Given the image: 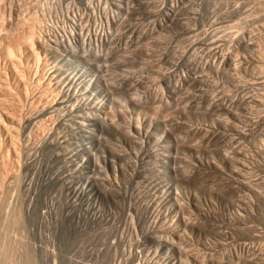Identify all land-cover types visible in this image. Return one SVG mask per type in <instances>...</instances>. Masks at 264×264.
<instances>
[{"label": "rangeland", "instance_id": "374dc122", "mask_svg": "<svg viewBox=\"0 0 264 264\" xmlns=\"http://www.w3.org/2000/svg\"><path fill=\"white\" fill-rule=\"evenodd\" d=\"M28 1L19 0L23 11L18 19L30 16L28 21H31L35 9L36 13L41 11L36 1ZM60 1L56 13L46 11V17L41 15L45 19L42 17L36 26H46L38 27L41 30L38 33L48 38L46 30L50 24L54 26L56 21L62 26L66 17L71 19L77 14L74 31L77 42L83 45V38L89 37L95 27L98 30L97 25L101 27L105 34L98 52L89 48L83 53L85 44L80 43L75 47L79 50L74 49L67 58L90 73L105 75L113 102L109 105L104 102L101 110L110 126L99 125L100 131L101 127L92 124L100 133L99 138L86 141L87 128L83 129L82 125L91 123L87 119L91 116L79 112L85 110L78 107L73 112L77 116L72 118V127L69 124L57 131L51 129L53 117L47 118L43 125L50 135L54 132L65 137L64 149L55 151L46 148V144L39 148V129L33 126L37 120L35 113L38 115L44 108L49 111L51 101L46 96L47 100L43 97L39 101L35 90H30L22 109L30 123L19 141L21 164L24 162L22 183L26 186L20 192L15 187L10 198V201L21 199L24 208L29 207L23 211L25 227L14 233L23 240L24 248H21L27 249L25 254L22 252L21 261H16L19 264H187L190 259L188 264H264V152L257 147L264 138V0H91L92 5L88 4L90 0ZM171 5L174 13L167 9ZM98 7L102 12L98 13ZM215 53L216 57L232 54L234 67L241 69L216 66L211 58ZM47 58L50 66L52 62L63 61L56 53ZM29 64L25 65L26 70L33 72L37 67L33 62ZM48 64L40 69L44 78L53 69L43 70ZM36 70L35 74L29 71L33 80ZM179 79L184 82L181 87ZM250 100L255 103L251 104ZM230 101L234 108L227 112L224 107ZM54 104H51L53 108L58 107ZM214 107L217 110L213 111ZM231 112L240 118L242 115L243 119L232 118ZM123 114L134 126L139 123L138 127L151 135L156 132L158 136H169L164 140L168 141L166 147L174 153L176 167L180 168L177 180L166 181L158 172L159 179L155 178L151 169L157 167V157L152 145L135 138L132 132L126 133L124 120H128ZM45 115L49 113L41 117ZM75 118L84 123L76 124ZM158 122L165 124V133L157 128ZM82 145L90 147V156L83 154L86 155L83 158L76 154L74 160L80 157L88 167H79L82 164L78 160V165L73 166L55 156L58 153L68 156L66 150L71 149L75 152L77 149L78 153ZM85 175L88 178L84 179V186L90 183L95 190H89V196L87 193L81 199L71 197L61 179L67 177L66 183L76 181L74 186H77L83 182L77 178ZM3 204L0 201L2 234L9 222L5 215L8 209ZM184 253L189 256L185 257Z\"/></svg>", "mask_w": 264, "mask_h": 264}, {"label": "bare ground", "instance_id": "6f19581e", "mask_svg": "<svg viewBox=\"0 0 264 264\" xmlns=\"http://www.w3.org/2000/svg\"><path fill=\"white\" fill-rule=\"evenodd\" d=\"M21 1V0H20ZM25 1V0H22ZM27 1V0H26ZM32 1V0H30ZM28 1V3L30 2ZM36 1L38 8L41 9V11L36 13V9H35V13L33 12L32 14V20L29 22L28 19H31V17L26 19H18V15L22 14V11L20 10L21 8H23V3H19V0H0V201L3 202V206L5 207V210H7L6 212V221L9 220V222L7 223V227L5 228V231L7 232V234L3 233L5 238H2L4 236H2L3 234L0 233V259L2 258V261L0 262V264H17L18 262L16 261V259H18V261L20 260L19 258H22V252L24 251L23 254H25V249L23 246H21V242L23 241L20 237H15L14 233L16 231V229H19V227H25L23 224V211L27 210L24 208L23 206V202L18 200V201H10V198L13 196L12 192H14L15 187L16 189L20 192L22 189L25 190V186L22 183V172H23V166H24V162L21 164V148H20V142L22 141L21 139V135L22 133H24L23 131H25L26 127L29 125L30 123V119H28V117H25V114L23 113L22 109L24 107V102H27V96L28 93L30 92V90H35L37 99L40 101L43 99L44 96L49 97L47 98L48 101H51L55 103L54 105H57L58 107L53 108V105H50V110L47 111L42 110L41 114L39 112V114L37 115V113H35L37 120H35V123L33 124L34 128L37 127L39 130L38 134L39 136L37 138L38 141L37 143L39 145H37L39 148H42L41 146H43V144L47 147H49L50 149H54L59 150V149H64L62 147V145L65 142L64 138L61 136H58L57 133L53 132V135H50L46 129V127H44L43 125L45 124V120L47 118H52L53 117V122H51V119H48L52 124L50 126L51 129H54L57 131L58 128H61L63 126H68L69 124L73 123L74 120H72V118H74V116H77L76 113L73 114V112L75 111L76 108L80 107L81 109H84L85 111H79V112H83L84 115L91 116L89 118H87L88 120H91V123H88L87 125H82V128H87V130H84V132H86V135L84 136L85 140L87 141L90 138H97L98 133L96 132V129L93 128L92 124H97L98 126H110V121L109 119H107L105 116L106 113L104 112V110L102 111L101 108L103 109L104 106V102H106L108 105L111 103L112 104V100L109 97V91H108V86L106 84L105 81H107L106 79H104V77H102L99 73H97L98 75H96L94 72L87 71L86 68L81 67L76 65V63L74 62H70V60L67 58L69 57V55L71 56L72 51L75 49V47H78L80 45H82V42H77L78 38L75 34L74 28H75V16L72 10V17L71 19L68 17L67 21L69 22H64L61 23L60 25L62 26H58L57 22L55 21L56 24H54V26H52L50 24V26H48L49 28H47V32L43 27V30L45 32L44 35H48V38H45L43 35H40L41 30L39 29L40 26H36V24H40L42 22V14L46 17L47 12L49 13L51 11H55L57 10L58 6V0H34V2ZM58 1V2H57ZM61 2V1H60ZM92 1L90 0L88 2L91 3ZM26 3V2H25ZM33 3V2H30ZM262 3V2H261ZM98 4V2H97ZM96 4V6H98ZM264 4V1H263ZM25 5V4H24ZM36 5V6H37ZM60 5V4H59ZM69 5V4H68ZM92 5V3L90 4ZM102 5V4H101ZM117 5V4H116ZM259 5V4H258ZM40 6V7H39ZM86 6V5H85ZM110 6V5H109ZM152 6V5H151ZM68 7V6H66ZM70 7V6H69ZM68 7V8H69ZM90 7V6H89ZM94 7V6H93ZM155 7V6H154ZM27 8V7H26ZM37 8V7H36ZM37 8V9H38ZM91 8V7H90ZM102 8V7H101ZM107 8V7H106ZM157 8V7H156ZM173 8V6L171 5V7L167 8L169 11H171ZM104 9V8H103ZM175 9V8H173ZM262 9V8H261ZM264 9V8H263ZM27 10V9H26ZM24 10V11H26ZM98 13L99 11L102 12V10L99 9L98 7ZM153 10V9H152ZM155 10V9H154ZM177 10V9H176ZM259 10V9H258ZM68 11V10H67ZM89 11V10H88ZM21 12V13H19ZM46 12V13H45ZM90 12V11H89ZM88 12V13H89ZM92 12V11H91ZM100 12V14H102ZM106 12V10H105ZM172 12V11H171ZM252 12V11H251ZM258 12V11H256ZM24 13V12H23ZM27 13V12H26ZM25 13V14H26ZM93 13V12H92ZM97 13V12H96ZM174 13V11L172 12ZM255 13V12H254ZM40 14V15H39ZM52 14V13H51ZM114 14V13H113ZM24 15V14H23ZM49 15V14H48ZM68 15V14H67ZM90 15V14H89ZM172 15V14H171ZM27 16V14H26ZM41 16V17H40ZM93 16L96 17V14L93 13ZM98 17L100 15H97ZM107 16V15H106ZM109 16V15H108ZM174 16V15H173ZM176 16V15H175ZM20 17V16H19ZM45 17H43V19H45ZM22 18V15H21ZM54 18V16H53ZM79 19V18H78ZM106 19V18H105ZM51 20V19H50ZM58 20V19H57ZM64 20V19H63ZM96 20V18L94 19ZM99 20H101L99 18ZM103 20V19H102ZM101 20V21H102ZM107 20V19H106ZM105 20V22H106ZM61 21H59L60 23ZM77 22V21H76ZM96 22V21H95ZM100 22V21H99ZM98 22V23H99ZM104 22V21H103ZM102 23V22H100ZM99 23V24H100ZM46 24V23H45ZM80 24V23H79ZM97 24V23H96ZM44 24H42L43 26ZM49 25V24H47ZM41 26V27H42ZM46 26V25H44ZM82 26V25H81ZM98 30L93 29V33L90 34L89 37L86 36V38H83V45L84 47H82V52L84 53V51H86L87 49H93L95 51H99V47L101 46L102 43H100V41L102 40V38L104 37L103 30L99 29V25H97ZM103 26V25H102ZM262 26V24H261ZM260 26V27H261ZM263 26H264V22H263ZM263 26L261 27V30L263 29ZM37 27V29H36ZM39 27V28H38ZM78 29V27H76ZM88 28V27H87ZM82 29V28H80ZM38 30V31H37ZM40 30V31H39ZM42 30V31H43ZM88 30V29H87ZM82 31V30H81ZM264 31V30H263ZM42 33V34H43ZM46 33V34H45ZM77 33V32H76ZM87 33V32H86ZM78 34V33H77ZM81 34V33H80ZM85 34V33H83ZM82 34V36H83ZM46 35V36H47ZM109 36V35H108ZM249 36V35H248ZM85 37V36H84ZM50 38H53L50 39ZM80 38V37H79ZM82 38V37H81ZM108 38V37H107ZM81 40V39H80ZM244 40V39H243ZM82 41V40H81ZM259 41V40H258ZM102 42V41H101ZM240 42V41H239ZM248 42V41H246ZM263 42V41H262ZM107 43V42H106ZM264 43V42H263ZM93 44V45H92ZM236 44V43H235ZM82 45V46H83ZM103 45V44H102ZM248 45V44H247ZM250 45V44H249ZM257 45V44H256ZM263 45V44H262ZM90 46H93L92 48ZM252 46V44H251ZM216 48V47H215ZM214 48V49H215ZM252 48V47H251ZM78 49V48H76ZM75 49V50H76ZM89 49V50H90ZM99 49V50H98ZM248 49H250L248 47ZM255 49V47H254ZM79 50V49H78ZM77 50V51H78ZM253 50V48H252ZM213 51V50H212ZM216 51V50H215ZM214 51V52H215ZM223 51V50H222ZM254 51V50H253ZM252 51V52H253ZM259 51V49H258ZM64 54H61V53ZM88 52V51H87ZM86 52V53H87ZM103 52V51H102ZM101 52V53H102ZM209 52V51H208ZM213 52V53H214ZM57 54V57H61L63 59V61L57 62L56 64L52 62V65L50 66V64L47 63L48 58L47 55L49 54ZM78 53V52H76ZM94 53V52H93ZM96 53V52H95ZM255 53V51H254ZM257 53V52H256ZM263 53V52H262ZM217 53L214 54V56L212 55L211 58L213 64H216V66L218 67H227L226 69H236L234 67V58L232 56V54L230 55H223L220 57L219 55H217V57L215 56ZM260 55V54H259ZM73 56V55H72ZM82 56V55H81ZM88 56V55H87ZM85 56V57H87ZM188 56V55H187ZM193 56V55H192ZM92 57V56H91ZM152 57V56H151ZM236 57V56H235ZM54 58V56H53ZM80 58V57H79ZM208 58V56H207ZM211 58L209 57V59L211 60ZM256 58V57H254ZM263 58V57H262ZM90 59V58H89ZM196 59V58H195ZM257 59H258V55H257ZM255 59V60H257ZM59 60V59H58ZM196 61V60H195ZM199 61V60H198ZM261 61V59H260ZM31 62H33L35 64V66L37 68L36 70V77H33L34 80L32 79L31 75L29 76V74H32L34 72L35 74V69L33 70V72L29 69V71H27L26 69V64L30 63L29 65H32ZM50 62V61H49ZM204 62H205V58H204ZM203 62V63H204ZM262 62V61H261ZM80 63V62H79ZM192 63V62H191ZM211 63V62H210ZM235 63L239 64L237 61H235ZM263 63V62H262ZM45 67V71H47L48 68L51 69V67L53 69H51L52 71H50L49 75L44 78L42 76H40V69L43 68V65H47ZM195 64V63H194ZM261 64V63H258ZM256 64V65H258ZM196 65V64H195ZM194 65V66H195ZM246 65V64H245ZM190 66V65H189ZM198 66V65H197ZM209 66V64H208ZM213 66V65H210ZM216 66H214L216 68ZM241 66V65H240ZM251 66V65H250ZM30 67V66H29ZM239 67V65H238ZM237 67V68H238ZM247 67V66H246ZM199 68V67H198ZM209 68V67H208ZM211 68V67H210ZM241 69V67H239ZM243 68V67H242ZM257 68V67H256ZM194 69V68H193ZM218 69V68H217ZM240 69H236V70H240ZM244 69V68H243ZM248 69V68H247ZM246 69V70H247ZM250 69V68H249ZM42 70V71H43ZM191 70V69H190ZM206 70V69H205ZM212 70V69H211ZM223 70V69H222ZM235 70V71H236ZM252 70V69H251ZM260 70V69H259ZM263 70V69H262ZM261 70V71H262ZM45 71L43 72V74L45 73ZM215 72L217 70H214ZM242 71V70H241ZM245 71V70H244ZM38 72V73H37ZM97 72V71H96ZM103 72V71H102ZM225 72V69H224ZM229 73V70L226 71ZM251 72V71H250ZM249 72V74H250ZM254 72V71H253ZM259 72V71H258ZM263 72V71H262ZM42 73V72H41ZM48 73V72H47ZM231 73V71H230ZM257 73V71L255 72ZM254 73V74H255ZM51 74V75H50ZM217 74V73H216ZM246 74V73H245ZM252 74V72H251ZM253 74V75H254ZM262 74V73H261ZM230 75V74H229ZM235 75V73H234ZM237 75V74H236ZM164 76V75H163ZM175 76V75H174ZM248 76V75H246ZM185 77V76H184ZM31 78V81H30ZM164 78V77H163ZM167 78V77H165ZM235 78V77H234ZM176 79V77H175ZM183 79V78H182ZM179 79L177 80L180 87L183 86V80ZM194 79V78H193ZM196 80V79H195ZM264 81V80H263ZM166 82V81H163ZM168 82V81H167ZM100 83V84H99ZM170 83V82H168ZM189 83V82H188ZM163 84V83H161ZM166 85V84H165ZM186 85V84H185ZM264 85V83L262 84ZM158 88H163L165 89L166 87H163L162 85H158ZM168 86V85H167ZM172 86V85H171ZM169 88H171L170 86H168ZM186 87V86H185ZM264 87V86H263ZM252 88V87H251ZM110 90V89H109ZM160 90V89H159ZM158 90V91H159ZM168 90V88L166 89ZM32 91V92H33ZM155 92V91H154ZM160 92V91H159ZM171 92V90H170ZM34 94V93H33ZM111 96L113 93H110ZM156 94V93H155ZM35 95V94H34ZM35 95V96H36ZM114 95V94H113ZM164 95V93H163ZM34 96V97H35ZM156 96V95H155ZM154 96V97H155ZM46 97H44L46 99ZM159 97L160 94H159ZM264 97V96H263ZM113 98V97H112ZM252 99H254L253 97H251ZM250 98V99H251ZM33 99V98H32ZM36 99V97H35ZM36 99V101H37ZM46 99V100H47ZM31 100V99H30ZM209 100V99H208ZM240 100V99H239ZM255 100V99H254ZM258 100V99H257ZM256 100V101H257ZM263 100V99H262ZM211 101V99H210ZM248 98H247V102H248ZM259 101V100H258ZM45 102V101H44ZM213 102V100H212ZM215 102V101H214ZM238 102V101H236ZM246 102V103H247ZM251 104L255 103L252 100H250ZM260 102V101H259ZM32 103V102H31ZM41 103V102H40ZM216 103V102H215ZM240 103V102H238ZM246 103H244L243 105H245ZM249 103V102H248ZM33 104V103H32ZM45 104V103H43ZM43 104H41L43 106ZM214 104V103H213ZM213 104H209V105H213ZM218 103H216L217 106ZM237 104V103H236ZM258 104V103H257ZM27 105V103H26ZM35 105V104H33ZM215 105V104H214ZM247 105V104H246ZM30 106V105H29ZM28 106V108H29ZM38 106V105H37ZM40 106V105H39ZM41 106V109H43V107ZM239 106V105H238ZM45 107V105H44ZM241 107V106H240ZM25 108V107H24ZM31 108V107H30ZM47 108V107H46ZM52 108V109H51ZM113 108H115V106H113ZM159 108V107H158ZM213 108V107H212ZM216 107H214V110ZM218 108V107H217ZM225 110L227 112H230L232 109L234 108V106L232 105V101H230V103H227L225 105ZM238 108V107H237ZM242 108V107H241ZM48 109V108H47ZM111 109V108H110ZM245 109V108H243ZM28 110V109H27ZM31 110V109H30ZM224 110V109H223ZM242 110V109H241ZM38 111V109L36 110ZM106 111V110H105ZM225 111V112H226ZM233 111V110H232ZM236 111V110H235ZM31 112V111H30ZM217 112V111H216ZM222 112V113H225ZM226 112V113H227ZM45 113H49V115H45L47 117H41L43 116ZM113 113V111H112ZM234 113V112H233ZM232 112L229 114L232 118H236L239 117L238 115L236 116L235 113L233 114ZM82 114V113H81ZM240 114V113H239ZM54 115H56V117L54 118ZM83 115V117H84ZM227 115V114H225ZM228 115V117H229ZM235 115V116H234ZM27 116V115H26ZM38 116H40L38 118ZM66 116V118L64 117ZM127 116V115H126ZM123 114V117H126ZM79 117V115H78ZM80 117H82L80 115ZM94 117V118H93ZM128 117V116H127ZM126 117V119H127ZM139 117V116H138ZM230 117V119H231ZM65 118V119H64ZM131 118V117H130ZM141 118V117H140ZM240 118V117H239ZM242 118V115H241ZM240 118V119H241ZM66 120L63 122V120ZM79 119V118H77ZM139 119V118H138ZM152 119V118H151ZM238 119V118H236ZM239 119V120H240ZM243 119V118H242ZM245 119V118H244ZM76 120V118H75ZM81 120V119H80ZM128 120V119H127ZM132 120V119H131ZM149 120V119H148ZM147 120V121H148ZM84 121V120H83ZM95 121V122H94ZM133 121V120H132ZM235 121V119H234ZM76 120V124L80 123H84L82 121ZM124 122L127 124V127L124 126V128H126L127 132L126 133H130L132 132L133 135L135 136V138L139 139L142 138V142H148L150 144L148 145H152V152L155 153L156 157H157V163L154 161V163L157 164V167H153L152 173L155 175L157 172L162 173L164 175V179L166 181H172L174 182V180H177V177L179 178L180 175L178 170H180V168L178 169L176 167L177 163L175 162V156L173 155L174 153L171 154V151H169L168 147H166L167 142L166 140H164L166 137H169L167 134L162 135V136H158L156 134V132H153V134L151 135V133L147 132L144 129H141L139 126V121L137 122L138 125H133V123L128 120ZM228 122V121H227ZM236 122V121H235ZM264 122V120H263ZM231 123V122H230ZM233 123V122H232ZM242 123V122H241ZM244 123V122H243ZM262 123V122H261ZM75 124V123H74ZM119 124V123H118ZM125 124V125H126ZM144 124V123H143ZM167 124V123H166ZM225 124V122H224ZM237 124V123H236ZM264 126V123H262ZM92 125V126H91ZM113 125V124H111ZM158 125V129L163 133H165V124L164 123H157ZM32 126V125H31ZM29 126V127H31ZM72 127V124L70 125ZM99 126V127H101ZM236 126V125H235ZM259 126V125H258ZM118 128V127H117ZM238 128V127H237ZM149 129V128H148ZM255 129V128H254ZM259 129V128H258ZM33 130V129H32ZM98 130H102V127ZM209 130V129H208ZM67 131V130H66ZM71 131V130H70ZM210 132V131H209ZM257 132V131H256ZM207 133V132H206ZM52 134V133H51ZM100 134V133H99ZM131 134V133H130ZM28 136L30 134H27ZM48 135V136H47ZM57 135V136H56ZM67 135H69V132H67ZM127 134H125L126 136ZM130 138L132 139V135H129ZM129 136H127L129 138ZM133 136V137H134ZM264 136V134L262 135ZM68 137V136H66ZM21 138V139H20ZM62 138V139H61ZM94 138V139H95ZM99 138V137H98ZM97 138V139H98ZM130 139V140H131ZM21 140V141H20ZM48 140V141H47ZM134 140V139H133ZM145 140V141H144ZM168 140V139H167ZM20 141V142H19ZM262 142V143H261ZM261 142H258L257 147L258 150H260V152H264V138H261ZM35 145V146H36ZM143 145V144H141ZM146 145V144H145ZM147 145V146H148ZM83 147H81L82 149L77 152L74 151V149H71L69 152L67 151V154H69L68 156L64 153H58L59 151H57V153L59 155H56L57 157H60L61 159H64V162L66 163H72L73 166H77L78 163L80 162L82 165H78L79 167L81 166H85L88 167L89 165H84L82 159L76 158V160H78L79 162L77 163L76 160H74L76 154L86 156L83 154H89V150L90 147H88L87 145H82ZM155 146V147H154ZM68 147V146H67ZM28 148V147H27ZM36 148V149H39ZM44 148V147H43ZM42 148V149H43ZM66 148V147H65ZM70 148V147H69ZM23 149V148H22ZM229 149V148H228ZM236 149V148H235ZM239 150V149H238ZM53 153V150L51 151ZM23 153V152H22ZM171 154V155H170ZM230 154V153H229ZM23 155V154H22ZM26 155V154H25ZM242 155V152H241ZM245 155V154H244ZM87 156H90L87 155ZM235 156V155H234ZM237 156V155H236ZM21 157V158H20ZM132 157V155H131ZM84 158V157H83ZM137 158V157H136ZM238 158V156H237ZM23 159V158H22ZM59 159V158H58ZM230 159V157H229ZM228 159V160H229ZM235 159V157H234ZM25 160V159H24ZM22 160V161H24ZM27 160V159H26ZM233 159H231L232 161ZM239 160V158H238ZM63 161V160H62ZM87 164H89V161H85ZM138 162V161H137ZM133 163V161H132ZM68 165V164H67ZM71 165V164H70ZM95 165V164H94ZM37 166V165H36ZM35 167V166H34ZM66 168V167H65ZM83 168V167H82ZM192 169V168H191ZM70 170V169H69ZM68 170V171H69ZM87 171V170H86ZM67 172V171H66ZM65 173V172H64ZM68 173V172H67ZM186 173V172H185ZM61 174V173H60ZM158 174L155 175V178L159 179ZM68 176V175H67ZM184 176V175H183ZM234 177V176H233ZM88 178L86 175L85 176H79L77 178L78 182H82V184L77 186H74V184L76 185V181H73L71 183H66V179H69L67 177H63L61 179L62 184L65 185V187L67 188V190L69 191V194L72 196H74V198L79 199L81 196H83V194H87L89 190L93 189L92 184L87 183L86 186L85 185V180ZM161 178V177H160ZM185 178V177H184ZM184 178H180V181L185 180ZM11 179V180H9ZM59 179V180H60ZM72 179V178H71ZM76 179V178H73ZM70 181V180H68ZM108 181V180H107ZM26 182V181H25ZM24 182V183H25ZM91 182V181H90ZM111 182V181H110ZM110 182H108L110 184ZM23 184L24 186H21L20 184ZM16 184V185H15ZM31 185V184H30ZM112 185V183H111ZM29 186V185H28ZM90 186V187H89ZM181 188V187H180ZM22 190V191H23ZM16 191V190H15ZM17 191V192H18ZM28 191V190H27ZM91 192V191H90ZM16 193V192H15ZM23 193V192H22ZM20 193V194H22ZM94 193V192H93ZM161 193V192H160ZM177 193V192H176ZM19 194V195H20ZM16 195V194H15ZM89 196V193L87 194ZM86 196V195H85ZM198 197V196H197ZM176 198V197H175ZM18 199V198H17ZM16 199V200H17ZM81 199V198H80ZM194 200V199H193ZM22 202V203H21ZM264 203V202H263ZM2 205V204H1ZM235 206V205H234ZM181 208V207H180ZM26 214V212H25ZM93 214V213H92ZM140 215V214H139ZM181 215V214H180ZM26 218V217H25ZM177 218V217H176ZM186 218V217H185ZM183 220V218H182ZM23 221V222H22ZM181 221V220H180ZM182 222V221H181ZM185 223V222H184ZM188 223V222H186ZM191 223V222H190ZM135 226V225H134ZM187 227H193L192 225H186ZM185 226V227H186ZM184 227V229H185ZM21 230V229H20ZM24 230V228H23ZM194 230V228H193ZM159 231V230H158ZM191 231V230H190ZM189 231V232H190ZM168 232V231H167ZM179 234V233H178ZM179 236V235H178ZM177 236V237H178ZM24 238V237H23ZM22 240V241H21ZM244 243V242H243ZM5 244H7V246L4 248ZM168 245V244H167ZM20 246V247H19ZM22 247V248H21ZM4 248V250H3ZM247 248V247H246ZM22 251H21V250ZM252 249V248H251ZM245 250V249H244ZM253 250V249H252ZM48 252V251H47ZM29 253V252H28ZM2 254V255H1ZM18 254V255H17ZM185 254V253H184ZM187 254V253H186ZM186 254L184 255L185 257H188L189 255L186 256ZM189 254V253H188ZM18 257H17V256ZM49 255L52 256V253L49 252ZM137 255V254H136ZM21 256V257H20ZM29 256V255H28ZM195 257V255H193ZM17 257V258H16ZM136 257V256H135ZM184 257V258H185ZM193 257V258H194ZM239 257V255H238ZM24 258V257H23ZM27 258V256H26ZM192 258V256H191ZM197 259H199L197 256L195 257ZM29 259V258H28ZM189 259V258H188ZM195 259V261L197 260ZM212 259V258H211ZM256 259V258H255ZM194 260V259H193ZM199 260L202 261V259L200 258ZM21 261V260H20ZM19 261V262H20ZM190 261V259H189ZM188 261V262H189ZM200 261V262H201ZM206 261V260H204ZM202 263H205V262ZM247 261V260H246ZM183 262V261H182ZM187 262V261H186ZM187 262V264H188ZM198 261V263H200ZM185 263V262H184ZM191 263V262H190ZM207 263V261H206ZM19 264V263H18ZM158 264V263H157ZM240 264V263H239ZM252 264V263H251ZM254 264V262H253Z\"/></svg>", "mask_w": 264, "mask_h": 264}, {"label": "water", "instance_id": "95a60500", "mask_svg": "<svg viewBox=\"0 0 264 264\" xmlns=\"http://www.w3.org/2000/svg\"><path fill=\"white\" fill-rule=\"evenodd\" d=\"M86 195V194H85ZM84 194H83V196H85Z\"/></svg>", "mask_w": 264, "mask_h": 264}]
</instances>
